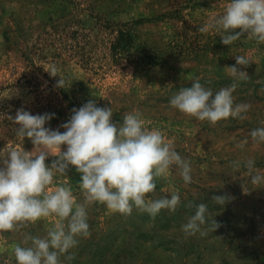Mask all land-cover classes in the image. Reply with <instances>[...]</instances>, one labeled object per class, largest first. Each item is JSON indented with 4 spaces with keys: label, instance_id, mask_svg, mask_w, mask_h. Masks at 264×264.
I'll use <instances>...</instances> for the list:
<instances>
[{
    "label": "rangeland",
    "instance_id": "rangeland-1",
    "mask_svg": "<svg viewBox=\"0 0 264 264\" xmlns=\"http://www.w3.org/2000/svg\"><path fill=\"white\" fill-rule=\"evenodd\" d=\"M229 2L0 0V156L10 148L33 149L30 139L15 136L18 125L9 117L17 110L54 114L45 127L63 132L60 125L72 109L94 100L98 107L112 108L113 122L139 112L145 126L159 129L192 168L190 184L175 168L157 181L152 198L179 193L175 212L161 210L152 218L134 210L125 217L90 205L91 235L79 238L71 250L75 259L62 257V264H264V185H253L244 167L252 159L264 172V144L254 146L249 135L264 122V43L245 36L226 46L214 30L198 31ZM238 55L253 60L247 68L237 66L249 80L237 82L233 93L236 103L251 104L248 119L212 126L169 107L170 97L191 87L195 77L214 92L233 83L226 67L236 65ZM52 65L59 70L55 77L47 72ZM60 77L64 88L57 87ZM245 139L248 143L238 147ZM79 182L80 174L70 166L51 187L68 185L82 202ZM214 195L229 199L220 206ZM200 203L208 206V224L214 218L221 226L206 236L186 237L182 225ZM56 219L0 234V264H16L13 249L24 233L42 237Z\"/></svg>",
    "mask_w": 264,
    "mask_h": 264
},
{
    "label": "clouds",
    "instance_id": "clouds-1",
    "mask_svg": "<svg viewBox=\"0 0 264 264\" xmlns=\"http://www.w3.org/2000/svg\"><path fill=\"white\" fill-rule=\"evenodd\" d=\"M215 31L221 42L230 46L242 37L264 43V0H230L222 14L212 15L201 33ZM238 30V31H237ZM236 65L226 67L233 80L229 86L213 91L205 87L199 77L192 79L191 87H182L169 99V107L198 121L215 126L232 119L246 120L249 103H236L233 93L237 82L249 80L247 68L253 60L247 55L235 56ZM47 71V70H45ZM55 65L47 71L58 75ZM60 77L57 87L64 88ZM158 86V85H157ZM264 92V87L260 89ZM54 114L32 115L23 108L14 118L15 136L25 137L33 144L32 151L10 148L0 156V234L19 232L29 224L56 217L44 236L24 233L21 244L13 249L16 264H62L75 259L71 252L79 238H88V207L98 203L125 217L134 210L155 218L161 210L175 212L181 199L177 191L160 198L155 196L157 181L175 168L185 184L192 182L190 162L182 158L171 142H166L159 129H149L139 112H126L122 123L113 122L111 107H98L89 100L79 109L73 108L70 119L60 125L65 131L45 127ZM254 146L264 144V122L249 133ZM248 143L245 139L238 147ZM62 146H65L62 150ZM53 156L51 164L45 161ZM74 167L80 174L79 189L83 201L77 202L68 185L52 188L54 178L66 176ZM239 161L233 167L239 169ZM244 167L253 185H264V172L248 159ZM226 195L212 197L223 206ZM193 207L191 203L187 205ZM195 214L182 225L185 236H206L221 225L212 218L208 224V206L195 205ZM207 225V227H206Z\"/></svg>",
    "mask_w": 264,
    "mask_h": 264
}]
</instances>
